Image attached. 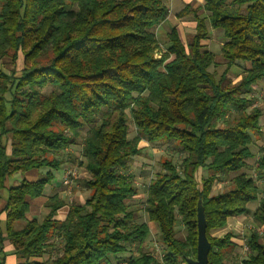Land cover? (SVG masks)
<instances>
[{
    "label": "trees",
    "instance_id": "1",
    "mask_svg": "<svg viewBox=\"0 0 264 264\" xmlns=\"http://www.w3.org/2000/svg\"><path fill=\"white\" fill-rule=\"evenodd\" d=\"M200 8L205 14L194 11L190 40L170 27L169 45L155 58L152 28L168 16L165 0H0V60L15 63L22 55L20 69L0 68V203L7 178L47 168L36 180L9 186L0 209V245L9 241L16 264H112L111 257L116 264H159L144 247L148 221L157 226L163 263L189 264L196 256L198 200L210 242L207 264H226L234 249L229 233L212 237L209 230L245 213L257 198L252 216L264 233V195L251 176L238 173L228 189L211 192L222 176L247 166L260 131L261 111L250 94L264 77V0H203ZM187 11L188 5L177 15ZM210 29L224 37L219 75L209 70L213 53L203 43ZM233 65L244 69L237 83L229 76ZM84 127L82 160L68 155L85 168L79 183L88 195L70 203L63 220L55 218L64 204L57 194L42 220L27 219L28 199L41 195L52 171L63 167L62 153ZM141 141H172L183 156L178 164L159 161L162 169L145 189L147 221L138 222V207L129 203L138 192L130 162ZM258 152L255 171L264 181V145ZM247 245L241 264H264L256 231ZM54 248L55 257L42 259Z\"/></svg>",
    "mask_w": 264,
    "mask_h": 264
},
{
    "label": "rangeland",
    "instance_id": "2",
    "mask_svg": "<svg viewBox=\"0 0 264 264\" xmlns=\"http://www.w3.org/2000/svg\"><path fill=\"white\" fill-rule=\"evenodd\" d=\"M166 4L168 5V19L165 20L162 24L155 26L154 32L156 34V37L158 38V41L161 44V47L163 43L165 45L169 44L167 32L170 30V27L172 25H178L180 35L182 37V40L189 41L191 36L193 35V25H194V11L199 15L205 14V10L202 7L203 0H165ZM189 6V11L185 13V15L177 16V13L181 10H184L187 5ZM215 30V31H214ZM210 29V34L207 39L203 41L204 45L213 53V64L209 67L210 71H214L217 75H219L223 69L225 68V60L223 59L221 52H220V44L224 41V37L222 35L221 29ZM185 37V38H184ZM159 47V50L154 52L155 58H160L161 53L165 51V49ZM166 48V47H164ZM22 67V55L20 54L17 61L15 63H12L10 58H3L0 60V68L5 71L6 73H9L11 69H20ZM244 69L241 65L238 66H232V68L229 70V76L231 77V81L233 83H237L239 81L240 75L243 73ZM50 87H47L45 91H49ZM250 96L254 98L252 106H256L261 110V116L259 117V124L261 126V133L262 136L255 142V140L250 144V149L252 150L254 156L257 155V147L258 144L261 142H264V77H262L254 86L253 91L251 92ZM87 127H84L81 131L80 137L77 138L75 143L70 145L68 148H66L65 152L62 153V156L64 158V171L63 175L66 171V169H72L77 172L79 175V178L77 180H73V182H69L67 184L68 188L63 192H61V195H63L64 199L67 201V203H72L73 201L78 200L80 197L83 199L88 195V190L84 188L79 181L83 178L87 177V172L85 171V168L83 165L79 164L78 162H72L69 160V153L77 156L78 160L81 161V156L79 155L81 144H82V137L84 135L85 130ZM135 135V125L130 122L129 124V133L128 137L131 138ZM144 143V142H143ZM147 143V144H146ZM144 148L142 149L140 155L134 156L133 160L130 162V174L132 175L133 181L138 186L139 192L141 196L134 197L129 200V203L132 205V208H137L135 212V220L138 222L147 221L146 214L143 210L144 206V199L143 194L145 193V183L149 177H153L155 172L160 171L162 169L160 160L163 159H170L172 163L178 164L183 156L181 151H178V148L176 149L175 144L172 141L164 142V141H157L148 143L146 142ZM47 168H41L39 172L44 173L46 172ZM247 173L255 175V158L248 159V167L245 170ZM55 172V171H54ZM204 173V172H203ZM236 173L231 172L228 173L225 176H222V178L214 183L213 187V193H217L221 190H226L231 186V178ZM15 176V175H14ZM14 176L11 179H14ZM63 181V180H62ZM260 188L262 189L261 194H264V182L260 181L259 179L256 180ZM9 184L13 185V180H9ZM47 189V188H46ZM260 194V195H261ZM78 195V197H76ZM80 196V197H79ZM76 197V198H75ZM254 202H251L248 204L249 209H253ZM45 206L37 205L32 208L31 213L35 214V217L41 218L45 214ZM156 226V225H155ZM157 227V226H156ZM177 234H183L184 228L182 225H176ZM251 231L258 232L257 228H250ZM261 235V234H260ZM156 238V239H155ZM160 248L161 243L158 241V238L154 236L152 240V236L149 235L147 237V240L144 243L145 249L148 251H152L155 254V251ZM162 248V247H161ZM249 250V249H248ZM132 252H134V249H132ZM248 251L243 249L239 253V257L235 258V261L233 264H238L242 259H240V256L243 255L246 256V253ZM58 254V251L56 248L51 249L49 253H47L44 258L47 259L49 257H55ZM127 255V254H126ZM156 256V255H155ZM125 254L120 255V260L125 259ZM157 258V256H156ZM112 264L117 263V259L111 257ZM158 259V258H157Z\"/></svg>",
    "mask_w": 264,
    "mask_h": 264
},
{
    "label": "crops",
    "instance_id": "3",
    "mask_svg": "<svg viewBox=\"0 0 264 264\" xmlns=\"http://www.w3.org/2000/svg\"><path fill=\"white\" fill-rule=\"evenodd\" d=\"M187 5V4H186ZM203 5V4H202ZM182 11V10H181ZM179 13V12H178ZM178 16V15H177ZM169 15L167 16L166 19H168ZM179 17V16H178ZM165 19V20H166ZM165 20L163 22H165ZM162 22V23H163ZM160 23V24H162ZM158 24V25H160ZM156 25V27L158 26ZM195 25H196V21L194 20V25H193V33L195 32ZM172 26H175L178 30V33H179V36L180 38L182 39L181 37V33L179 31V28H178V25H172ZM171 26V27H172ZM154 28V27H153ZM152 28V30L154 31V29ZM214 30V29H213ZM215 31V30H214ZM155 33V32H154ZM210 34V33H209ZM209 36V35H208ZM167 37H168V32H167ZM157 38V37H156ZM185 38V37H184ZM158 40V38H157ZM169 41V40H168ZM184 42V40H182ZM187 42V41H185ZM223 42H221L220 44V47L222 45ZM164 47H167L168 45H165L163 43ZM158 47H161V44L160 42L158 41ZM163 46L161 48L163 49H166L164 48ZM220 49V48H219ZM233 66H238V65H233ZM246 67H247V64H246ZM232 68V66H231ZM230 68V69H231ZM224 70V69H223ZM261 111V110H260ZM262 113V112H261ZM261 116V114H260ZM259 116V117H260ZM260 136H262V133H261V126H260V131L255 133L252 137V142L255 140V142L258 143V139L260 138ZM146 143V141H141L140 142V146L142 147V149L144 148V146L147 144H144ZM251 142V143H252ZM261 145H264V142H261L260 144H258V147L261 146ZM250 147V146H249ZM258 147H257V155L254 156L252 150V156L248 159H252V158H255V165H256V162H257V159L259 157V152H258ZM142 151V150H141ZM248 159H247V166L242 168L240 171H236L234 173L238 174V173H241V172H245L247 175L251 176L254 180V182L256 184L257 183V175H256V172H255V175H252V174H249L247 173L245 170L247 169L248 167ZM64 169V164H63V167L62 168H59L58 170H53L52 171V179L50 180V182H48L43 191H42V194L37 196V197H34V198H29L28 199V202H29V209L28 211L26 212V218L27 219H33L35 218L36 220L40 221L43 219V217L48 213V208L46 206V203L48 201V198L53 196L54 194H57L58 197L64 201V204L63 206H61L57 212H56V215H55V218L58 219V220H63L65 218V215L67 213V210H68V207L70 205V203H67V201L64 199L63 195H61V192L65 191L66 188H68L67 185H65L63 183V170ZM40 169H31V170H28L24 173H15L13 174L11 177L7 178L4 182V189L1 191V196H2V199H1V203H0V209H2L4 207V204H5V200H6V196H7V189L9 186H12L9 184V180H13V185H16L18 184L22 178H25V179H28V180H36L38 178H40L41 176H43L45 174L44 173H41L39 172ZM55 171V172H54ZM231 173V172H229ZM235 174V175H236ZM15 175V176H14ZM14 176V179H11L12 177ZM77 178H79V175H77L76 178L72 179V182L73 180H77ZM152 177H149L145 183V186L149 183V180L151 179ZM262 181V180H260ZM264 182V181H262ZM135 184V182H134ZM135 186L137 187V194L134 196V197H139L141 196L140 192H139V189H138V186L135 184ZM213 187L214 185L212 186V190L211 192L213 191ZM47 188V189H46ZM220 192V191H219ZM213 193V192H212ZM213 194H216V193H213ZM76 197H78V195H76ZM75 197V198H76ZM80 197V196H79ZM133 197V198H134ZM260 197V196H258ZM85 198V197H84ZM84 198L82 199L81 197L78 199V201L80 202H83L84 201ZM143 199H145V193L143 194ZM76 200V199H75ZM251 202H254V206H253V209H249L248 208V204L251 203ZM259 204V199L257 198L256 200H252V201H249L247 203V210L245 213H242V214H239V215H232V216H228L225 220V223L224 225H222L221 227H215V228H211L209 230V234L212 236V237H222L224 236L225 234L229 233L231 235V238L230 240L232 241V243L234 244V249H233V257L232 259L230 260H227L226 261V264H233L234 261H235V258L239 257V253L240 251L243 249V247L247 246V241L250 239V235L252 233V231L250 230V228H257L255 223H254V220H253V216H252V212L256 209V207L258 206ZM37 205H41V206H45V214L41 217V218H37L35 217V214H32L31 211H32V208H34V206H37ZM4 220H5V211L2 210L0 212V227L4 230ZM148 225L150 227V234L152 236V240L154 238V236L157 237V227L155 226V224L153 222H149L148 221ZM258 230V229H257ZM259 234V240L260 242L264 243V233H262L260 230H258L257 232ZM261 234V235H260ZM2 236H5V232L2 233ZM156 239V238H155ZM148 250V249H147ZM249 253V250L248 252L246 253V256L247 254ZM126 255V254H125ZM245 255H243L242 257L240 256V259H244L246 257ZM19 261L18 259H16V256L14 255L13 253V249H12V246L11 244L9 243V241L4 237L3 238V241L0 245V264H16V262ZM239 264V263H238Z\"/></svg>",
    "mask_w": 264,
    "mask_h": 264
},
{
    "label": "water",
    "instance_id": "4",
    "mask_svg": "<svg viewBox=\"0 0 264 264\" xmlns=\"http://www.w3.org/2000/svg\"><path fill=\"white\" fill-rule=\"evenodd\" d=\"M196 219H197V246L195 258H187L189 264H207L208 252L210 249V242L206 236V219L204 215V208L201 201L198 200L196 206Z\"/></svg>",
    "mask_w": 264,
    "mask_h": 264
},
{
    "label": "built area",
    "instance_id": "5",
    "mask_svg": "<svg viewBox=\"0 0 264 264\" xmlns=\"http://www.w3.org/2000/svg\"><path fill=\"white\" fill-rule=\"evenodd\" d=\"M77 172L75 170H72V169H66L64 175H63V183L65 185H67L69 182L72 181V179L76 178L77 177ZM261 195H264V194H261ZM156 246V249H157V245ZM160 248L157 249V251H155V255L157 256L158 258V262L159 264H164L163 261H162V257H163V253H162V246H159ZM245 250L248 251V247L245 246L244 247ZM239 264H241V261L239 262Z\"/></svg>",
    "mask_w": 264,
    "mask_h": 264
}]
</instances>
